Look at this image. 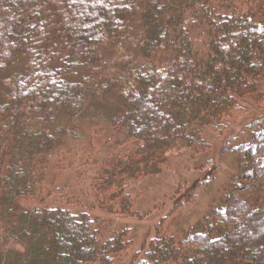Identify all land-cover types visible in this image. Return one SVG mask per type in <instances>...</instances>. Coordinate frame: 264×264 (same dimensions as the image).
<instances>
[{"label": "trees", "instance_id": "16d2710c", "mask_svg": "<svg viewBox=\"0 0 264 264\" xmlns=\"http://www.w3.org/2000/svg\"><path fill=\"white\" fill-rule=\"evenodd\" d=\"M263 82L264 0H0V264H114L131 244L128 228L104 237L88 212L46 203L79 204L43 174L66 136H84L89 91L114 98L95 117L124 149L84 161L85 177L96 204L134 215L127 182L159 173L173 149L208 152L205 131L264 101ZM255 123L224 198L181 236L159 222L130 264H264Z\"/></svg>", "mask_w": 264, "mask_h": 264}, {"label": "rangeland", "instance_id": "374dc122", "mask_svg": "<svg viewBox=\"0 0 264 264\" xmlns=\"http://www.w3.org/2000/svg\"><path fill=\"white\" fill-rule=\"evenodd\" d=\"M262 84L264 90V82ZM89 92L90 105L86 103L89 110L85 109L79 124L84 136L78 140L66 136L60 156L47 163L43 174V182L47 185L55 181L59 187H70L79 204L68 203L56 193L47 197L44 188L39 197L45 196L46 203L51 206L68 205L76 211L88 212L100 222L104 237L121 227L128 228L127 237L131 244L116 258L114 264H130L143 243L156 234L158 226L161 228L163 225L164 231L181 236L212 205L223 199L225 189L237 172V148L250 140L252 132L259 126L255 122L260 119L264 121V101H244L241 110L227 120L225 129L205 131L212 142L208 152L197 154L185 148L173 149L168 154L169 161L159 173L129 180L127 191L133 201L132 210L135 214H123L96 204L98 201L90 188L91 181L87 179L89 176L85 177L84 171L92 168V164H84L92 163L96 154L105 155L108 147L113 151L124 149L111 139L107 120L95 117L98 112L105 116L111 114L116 109L114 98L111 94L107 95L108 92L104 95L99 94L100 92L95 94L92 90ZM161 221L162 225L159 223ZM14 247L23 250L21 244L16 243Z\"/></svg>", "mask_w": 264, "mask_h": 264}]
</instances>
